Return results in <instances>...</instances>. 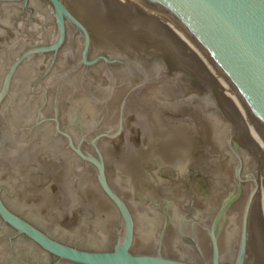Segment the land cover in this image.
<instances>
[{
	"label": "water",
	"instance_id": "1",
	"mask_svg": "<svg viewBox=\"0 0 264 264\" xmlns=\"http://www.w3.org/2000/svg\"><path fill=\"white\" fill-rule=\"evenodd\" d=\"M45 1L55 25L48 43H37L14 53L22 47L24 39L17 35L8 17L0 20V34L9 33V52L13 53L2 76L0 73V171L8 164L1 155L6 149V144L1 146L2 141L8 143L7 157L11 161L19 160L16 172L22 173L25 180L29 172L46 162L44 151L49 154L54 151L56 156L47 157L51 156L48 160L55 161L58 170L42 191L43 196L57 192L66 199V205L55 203L52 208L96 209L103 215L99 225L107 237L103 247L112 249L84 251L70 247L14 214L9 209V199L20 201L26 195L16 179L7 184L0 180L1 222L10 226L15 235L26 236L59 261L75 264H264V0H64L89 23L95 34L93 52L101 50V36L89 20L91 17L111 22L116 29L121 24L120 30L127 29L139 37L150 33L154 36L156 52L149 57L141 54L127 57L125 53L134 55V51L117 45L119 50L110 46L105 49L111 58L99 54L90 61L87 60L91 50L88 28L62 0ZM15 28H19L18 24ZM70 28L82 38L78 49L66 42ZM34 33L37 40L51 34L49 30H34ZM178 44L182 53L178 51L176 56L182 60L172 55ZM70 50L74 57L79 54L80 64L86 66L101 65L102 61L107 65L118 64L128 73L133 70L139 83L121 98L124 91L121 87L126 80L118 79L123 84L107 101L102 96L87 94L81 81L71 89L68 75L80 64L67 68L73 59L66 55ZM42 54H50L51 62L38 83L53 97L54 111L46 117L43 104L34 115L26 117L28 108L40 97L23 93L26 85L21 79L25 70L16 76L23 63ZM36 65L30 63L27 67ZM194 69L199 71L200 81L192 77ZM206 81L214 83L215 93ZM45 88L42 92L46 93ZM140 90L137 99L130 101L131 95ZM181 108L197 110L198 123L206 130L215 131L219 163L230 176L228 180H234L232 191L224 190L219 195L216 208L221 209L213 223L201 227L197 224L200 219L191 218L198 225L196 230L199 228L202 233L195 235V228L191 227V232L181 234L180 239L191 238L204 253L210 248L209 257L194 253L189 261L168 257L174 256L168 245L174 238L172 224L166 223L158 239L147 242L142 239L134 214L137 208L151 207L152 202H156L157 208H196L194 195L186 188L187 192L178 190L177 194L146 201L139 207L141 202L118 182V174L129 172L130 167L127 165L125 169L127 166L118 160L135 156L138 149L134 140L142 137L146 140L152 135L157 137L153 140L196 141L193 131L197 125L188 115L179 116ZM23 122L25 126L19 127ZM43 125L53 128L49 134L62 137L67 147L56 148ZM240 126L242 131L246 127L247 132L239 140L251 149L254 157L243 148L240 152L239 144L234 143ZM180 135L184 136L182 140ZM84 143L88 146L84 147ZM245 182L250 185L242 186ZM227 208H242L240 223L231 232L224 226L218 228L216 223ZM252 208L257 209L260 223L250 229ZM70 217L73 224L67 232L76 241L92 232L87 221L76 222V211Z\"/></svg>",
	"mask_w": 264,
	"mask_h": 264
},
{
	"label": "flooded vegetation",
	"instance_id": "2",
	"mask_svg": "<svg viewBox=\"0 0 264 264\" xmlns=\"http://www.w3.org/2000/svg\"><path fill=\"white\" fill-rule=\"evenodd\" d=\"M62 2L68 7L70 11H72V9L64 0H62ZM73 13L75 17L78 20H81L88 28V33L91 39V50L87 58L88 61L99 54L111 58L109 57L110 55L106 54L107 51H105V49H109L107 48L108 46H110V48L119 50L117 45L120 47L124 45L127 49H131V51H134L135 53L134 55H130V53L124 54L130 58L137 57L136 54L149 57L154 52H156L154 48V36L151 33L139 37L137 34L135 35L127 29L120 30L121 24L119 25L118 29H116L114 28L116 25H113L111 22L106 23L91 17V19H87L90 21L92 20L91 22L95 28L99 29L96 30L97 34L101 36V44L99 47L101 50L93 52L95 34L90 29L89 23H87L85 19H82L75 12ZM38 15L45 16L46 19L43 20ZM7 17L9 18L14 30L16 29L18 31L17 35L24 39L22 47L18 50H15L14 53L20 51L21 49L25 50L30 46L32 47L34 44L37 45V43H48L55 33L54 19L50 12L49 4L45 0H27L26 2L25 0H0V20H4ZM16 24H18L19 28H15ZM28 27L29 29H27ZM34 30H49L51 34L48 37L37 40L35 38L36 36L34 35ZM68 33L69 34L66 42L71 43L72 48L75 47L78 49L82 38L73 28H70ZM26 37H29L30 39L27 40L25 39ZM8 38L9 33L0 34L1 76L4 68L9 65L11 56L13 54H10L9 52V48L11 47ZM32 40L34 43H31ZM157 41L159 40L157 39ZM181 48L182 47L180 44H178V46L176 45L173 48L175 55H172L174 57H178V55L176 56L178 51L181 55ZM61 54L62 53H60L58 60L54 63V67L59 62ZM66 55L73 57L71 64L67 68H71L76 63H81L80 55L77 54V57H74L72 50H70L69 54ZM178 58L182 60V57L179 56ZM50 59V54L33 56L30 60L23 63L18 70L16 78L22 70H25V75L21 79L22 83L26 85V89L23 93L30 97H40V99H38L35 104L28 108L29 114L26 117L34 115L43 104L44 108L42 110L46 114V117H49L51 112L54 111L53 97L48 93L45 87L40 86L41 82L38 83L42 74L50 65ZM30 63L37 65L27 67ZM100 63L101 65L99 64L95 66H86L80 64L77 69L71 71L68 75L71 80L70 88H74L73 85H75V83L77 84L78 81H81V84H85L87 87H84L83 89L87 94L102 96L107 101L114 97V95L117 93L116 91H118L119 87L123 84V82H119L118 79L124 78L126 80L125 85L127 84L126 87L125 85H123L124 87H121V89L124 88L121 98L128 90L139 83L136 72L133 70L132 72L129 71L128 73L127 70H123V68L118 64L107 65L102 61ZM178 69H182L181 65H179ZM196 69L198 70V68ZM196 69L193 71L191 70V75L196 81H200V73ZM40 70L42 71L38 72ZM62 72L63 71H61L60 74ZM54 81L56 85V82L58 81L57 76L55 77ZM206 83L209 85L210 90L215 93L216 90L214 83H209L208 81H206ZM108 85L109 87H107ZM33 86L35 92L32 93L31 89H33ZM43 88L46 89V93L42 92ZM140 92L141 90L137 92L135 91L131 95L130 101L137 99V96ZM179 112L180 117H186L188 115L193 121H195L197 126H195L196 129L193 132H195L196 141L194 143L191 141L189 143L183 142V135H180V137H182L180 138L182 141L179 143L176 141H162L160 139L153 140L156 136L152 135L148 136L147 139L144 140L141 136L142 138L140 137V140H134L133 142L134 146L138 149L135 152V156L131 158H120L118 160L120 164L130 166L129 172L124 171L121 174H118V182L125 189H129L133 193L134 198L141 202H138L139 207L144 205V202H148L158 197L166 198L170 197L172 193L177 194L180 191L181 193L187 192L185 191L186 188L191 195H194L196 208H181V210L179 208H157L155 205L156 202H152V204H150L151 207L137 208V213L134 214L136 225L140 228L142 239L147 242L153 241L155 238L158 239V236L161 233L160 231L166 223L169 225L172 224V234L174 238L172 242L168 243V245L174 252V256L168 257L189 261L190 256L194 253H198L200 255L205 254L209 257L210 248L208 247L207 252L204 253L200 251L199 246H195L191 238H188L187 240L180 239L181 234L190 230L191 227L195 228L196 226L198 227V225L201 227L202 225L210 226L213 223L215 218H217L219 210L221 209L216 208L219 195L224 190L232 191L234 180L233 178L231 181L228 180L230 176L228 177L225 168L219 163V159L217 157L218 142L215 140V131L212 129L206 130L198 123L199 120L197 119V110H187L186 108H181ZM192 114H195V116ZM21 126H25L24 122L19 124V127ZM43 126L47 128L46 131L48 134L53 129L48 125ZM43 126H40V128ZM242 129L240 126L237 133V138L234 139V143L236 142L239 144V150L240 148H243L252 157H254L252 155L254 153L251 151V149L246 148L242 144V141L239 140V137L245 131L247 132L246 127L245 130L242 131ZM50 137L54 139L56 148L63 149L67 147V144L62 137H53L51 135ZM5 144L8 145L6 141H2L1 146H4ZM86 144L87 143H84L83 146H88ZM6 145V149H3L4 152L1 155L2 158L6 157L5 160L8 164L0 171V180L7 184L9 181L16 179V184H19L20 190H24L26 194L25 197L20 201L13 202V199L10 198L8 202V206H10L9 209L14 214L26 220L34 227L47 234L50 238L60 243L84 251H110L112 247H103V244L107 240L106 235L99 226L102 222L103 215L98 213L96 209L52 208L53 204L55 203H62L63 205H66L64 202L66 199L57 194V192H54L53 194L51 193L46 197L43 196L42 191H44V189L50 184L52 178L57 174L58 167L55 161L49 162L48 160L51 158V156H56L55 152L51 151V156L48 158L47 156L50 154L47 150H45L44 156H46V162L42 165L36 166V169L33 172L28 171L29 175L25 180L21 177L22 173L16 172V166L19 163V160L11 161L12 159L7 157L9 154V149ZM240 152L242 151L240 150ZM166 154H178L179 156L170 158L166 157ZM125 169H128V166L125 167ZM177 181H179L178 185ZM248 185H250L249 182L242 183V186ZM68 209H70L71 212L67 211ZM72 209L75 210L72 212ZM75 211L77 212L76 222H78V220L82 222L87 221L92 227V232L88 234L87 237H81L80 241H76L75 238L70 236L69 232H67V230L71 228V224H73L70 215L75 213ZM241 212L242 208H227L224 216H222L221 219L216 222L218 228L220 226H224L229 232H231L232 228L238 226L240 223ZM191 218L200 219L201 221L200 223H197V225L195 222L191 221ZM256 223H260L257 209L252 208L250 211L249 220L250 229H253L254 224ZM196 229L197 228L194 230L195 235L199 236L202 233V230L198 228V231ZM144 233H146L145 236ZM0 264L75 263L65 260L59 261L58 257L44 251L40 246L35 244L26 236L21 234L15 235V231L7 224H3L0 220Z\"/></svg>",
	"mask_w": 264,
	"mask_h": 264
},
{
	"label": "bare ground",
	"instance_id": "3",
	"mask_svg": "<svg viewBox=\"0 0 264 264\" xmlns=\"http://www.w3.org/2000/svg\"><path fill=\"white\" fill-rule=\"evenodd\" d=\"M262 197H263V201H264V195H262Z\"/></svg>",
	"mask_w": 264,
	"mask_h": 264
}]
</instances>
